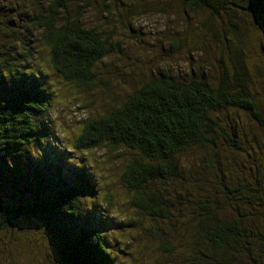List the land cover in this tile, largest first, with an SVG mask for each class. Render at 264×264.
<instances>
[{
    "label": "trees",
    "instance_id": "16d2710c",
    "mask_svg": "<svg viewBox=\"0 0 264 264\" xmlns=\"http://www.w3.org/2000/svg\"><path fill=\"white\" fill-rule=\"evenodd\" d=\"M7 1L0 0V14H25L28 38L44 54L37 58L54 76L83 94L98 86V65L116 46L85 15L95 5L106 7L104 0ZM111 1L115 7L121 3ZM176 1L186 13L223 16V30L213 27L210 16L202 27L212 39L220 37L226 51L232 39L244 43L229 5L251 9L253 14L242 15H256L264 23V0H244L242 6L238 0ZM5 21L14 24L13 17ZM1 25L0 20V31ZM11 56L0 66V233L22 229V221H38L42 234L55 242L61 264H264L263 179L258 174L252 185L232 181L229 165L224 172L216 154L220 142L254 154L251 142L260 139L255 134L247 138L236 119L224 118L230 110L246 112L264 138V107L250 78V67L258 71L259 66L221 53L214 82L193 73L153 76L123 103L79 122L73 137L49 116L50 86L32 78L33 73L16 75L8 63ZM10 79L14 82L7 89ZM99 149L110 159L123 154L117 179L122 190L116 192L123 199L115 220L103 213L117 206L116 193L102 188L86 164ZM194 152L200 163L195 172L188 162ZM83 159L78 166L76 161ZM214 166L220 174L218 189L208 185ZM8 190L18 194L9 196L14 201L6 197ZM225 207L235 215L223 216ZM123 226L129 229L123 236L111 237L109 231ZM151 250L160 260L150 258Z\"/></svg>",
    "mask_w": 264,
    "mask_h": 264
},
{
    "label": "rangeland",
    "instance_id": "374dc122",
    "mask_svg": "<svg viewBox=\"0 0 264 264\" xmlns=\"http://www.w3.org/2000/svg\"><path fill=\"white\" fill-rule=\"evenodd\" d=\"M120 1L124 3H116L118 7H115L111 0H104L106 7L95 5L96 7L93 6L85 15L86 22L98 27L103 37L108 38V42L116 46L114 52L98 65L97 76L102 81L88 94H83L71 84L54 76L47 63L40 57L37 58L39 54H44L39 52L40 47L36 46L37 43L28 38L31 29L28 30L29 27H26L25 14L19 16L14 11H6L5 13L9 14L4 18L0 14L3 29L0 31V53L4 55L0 56L1 69L7 65L3 58L12 55L8 63L15 69L16 75L23 72L33 73L35 76L32 78H36L44 87L50 86L53 105L49 116L55 123H60L61 131L67 132V136L71 134L74 137L79 122L85 118L106 111L115 104L123 103L127 95L153 76L167 73L176 77H188L193 73L204 75L210 81L213 80L212 82L216 81L221 67V53L233 55V59L244 61L246 66L251 64L260 67L258 71L250 67V78L254 81L256 99L261 101L264 107V23H261L256 15L247 17L254 13L251 9L241 10L229 5L228 10L232 9L231 13L236 16L233 22L238 24V38L241 37L244 43L240 45L237 40L232 39L233 42H230L231 45L226 51L219 41L220 37L216 36L212 39L214 35L208 36L202 27L206 18L210 16L214 23L213 27L223 30L225 27L223 16L221 20L219 16L212 17L208 12L186 13L176 0ZM238 1L241 6L244 4V0ZM9 2L10 0L7 1ZM242 12L247 15H242ZM9 16L14 18V24H6L5 20ZM231 36L233 35L227 34L226 38ZM9 41L13 42L12 48H8ZM27 50H32L33 54L29 55ZM23 54L25 57L20 58ZM225 62L224 64L227 65V57ZM13 82L14 79L8 81L7 89ZM228 113V116L226 114L223 117H229L233 121L236 119L237 127L246 134L247 138L255 134L260 139L257 142L258 146L254 141L251 142L255 149L254 154L250 151L246 153L227 148L223 142H220L216 154L217 160L221 162V169L225 172L229 165L230 179L234 182L245 180L252 185L259 174L264 183V138L260 137L256 123L246 112L233 109ZM68 125L70 129L67 128ZM261 134L264 135V132ZM239 144L246 149L245 142L239 141ZM196 155L197 153L194 152L188 157L194 172L200 167ZM120 161H123V154L114 155L113 159H110V154L105 149H99L90 154V160L88 159L86 164L91 165V171L102 188L105 187L116 193L122 190L117 182ZM83 162L84 159L78 160L76 164L81 166ZM216 169L217 166L212 168V175L208 178V185L214 188L219 187L217 182L220 174ZM227 176L229 177L228 172L226 178ZM211 193L217 194L218 191ZM15 194L17 197V193L8 190L6 197L14 201L16 198L12 199L9 196ZM121 195L116 193L117 206L103 213L111 220L117 219L116 214L119 213L117 211L121 208L120 202L123 199ZM223 200L220 198V203L224 202ZM120 213L124 214L123 211ZM235 213L234 209L225 207L222 215L230 216ZM21 224L22 229H11L0 233V264H61L55 242L51 237L42 234L44 233L42 224L38 221L30 223L22 221ZM114 230L109 231L112 232L111 237L123 236V233L129 229L123 226ZM113 250L115 254H120L117 248L113 247ZM150 258L160 260L157 251L153 253L151 250Z\"/></svg>",
    "mask_w": 264,
    "mask_h": 264
}]
</instances>
